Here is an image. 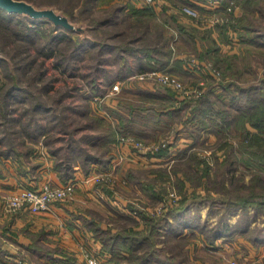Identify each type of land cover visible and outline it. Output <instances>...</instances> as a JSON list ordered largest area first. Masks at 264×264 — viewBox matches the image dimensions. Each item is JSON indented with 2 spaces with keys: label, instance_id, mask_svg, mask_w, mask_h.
<instances>
[{
  "label": "rangeland",
  "instance_id": "1",
  "mask_svg": "<svg viewBox=\"0 0 264 264\" xmlns=\"http://www.w3.org/2000/svg\"><path fill=\"white\" fill-rule=\"evenodd\" d=\"M32 1L55 4L85 23L98 25L105 19L108 22L92 29L95 43L81 49H75L80 35L73 38L67 34L62 43H49L51 35L57 33L45 22L33 23V31L30 29L35 32L33 35L25 34V27L18 26L20 30L16 32L10 26L14 37L8 32L5 38L2 29L1 36L10 45L9 57L14 54L11 57L14 69L7 62L0 65V88L17 83L21 89L15 92L24 99L14 106L5 104L10 108L5 115L6 98L0 89L2 153H14L12 146L31 153L42 142L51 154L54 151L56 158L67 161L66 145L72 140L77 150L78 146L81 148L75 158L81 169L82 157L89 155L87 152L101 160L106 169L114 158L123 159L113 175H107V170L99 171L103 175L100 185L109 195L126 196L129 210L148 225L144 236L149 239L141 247L140 257L151 255L157 263H181L191 238L178 237L184 227H197L208 245L216 248L227 245L235 248L238 238H245L251 242L250 247L246 244L240 247L246 255H252L250 250L257 256L263 254L264 159L256 149L264 139V0H226V7L237 8V20L231 25L233 39L229 42L232 45L238 40L239 52L211 56L197 72L199 76L186 78L172 71L186 85L195 86V92L183 101L178 100L177 89L146 73L166 69L162 66L165 58L181 48L192 50L193 44L182 40L177 43V32L159 20L151 7L137 6L152 13V17H147V12L141 19L131 17V10L125 9L111 18L114 7L104 2ZM123 1L115 0L114 4L124 8L127 3ZM214 12L228 16L226 10ZM18 17L29 21L14 15ZM161 22L167 28L165 33L170 31L172 37L168 40L159 36L156 45L147 51L164 60L160 63L153 60L148 64L156 63L155 68H144L140 64L145 43L142 38L132 42L131 37L144 36L146 33L139 30L148 24L152 27L148 34L154 40L157 33L153 32L154 25ZM134 46L143 49L134 52ZM50 50L54 52L48 56ZM11 72L17 80L11 78ZM150 81L153 89L145 86ZM116 82L118 90L113 88ZM45 85L50 91L44 93ZM37 88L41 91L37 92ZM36 99L53 109L34 112ZM122 107L127 109L120 111L125 119H121L117 109ZM41 123L47 126L46 137L38 133ZM122 135L155 147L136 154L131 153L132 149L112 152L113 143H118ZM173 148L177 149V156L168 161L166 156H171ZM131 184L134 187L128 190ZM172 197L175 203L170 205ZM180 206L182 209L172 210ZM152 224L157 225L156 231L150 230ZM164 226L167 229L162 232ZM215 231L225 235H215ZM138 237L142 239L141 234ZM228 257L229 261L235 259L243 264V258L233 251Z\"/></svg>",
  "mask_w": 264,
  "mask_h": 264
},
{
  "label": "crops",
  "instance_id": "2",
  "mask_svg": "<svg viewBox=\"0 0 264 264\" xmlns=\"http://www.w3.org/2000/svg\"><path fill=\"white\" fill-rule=\"evenodd\" d=\"M112 3H115V0H112ZM130 7L131 5H126L125 9ZM184 8H187L186 12ZM151 10L159 20L171 25L177 32V43L182 40L183 43L191 41L193 44L192 50L181 48L174 50V55L169 56L162 66L171 72L175 71L186 78L199 76L197 72L200 70L190 66L191 59H194L190 56L204 64L211 56L239 52V41L233 42L232 45L229 42L230 38L233 39V29H229L226 23L214 22L210 26L197 23L195 13L216 14L207 8L202 0H165ZM146 60L145 56L142 57L140 65L144 68L156 67V63L150 65ZM145 86L153 89L151 81ZM117 109L121 115L120 111L125 108ZM121 119H125L123 114ZM116 145L120 144L113 143L112 152H118V149L120 151V147L115 148ZM2 148L3 143L0 142V260L21 261L25 264H87L83 259L82 248L90 247L106 254L113 264H165L157 263L151 255L145 259L139 258L143 253L141 247L146 243L144 233L148 232V225L142 222L139 215L129 210L126 196L119 193L109 195L97 180L80 183L73 199L54 204L50 211L33 213L23 207L7 212L3 200L7 194L25 187H40L46 182H65L56 169L54 154L52 155L42 142L35 145L31 153L22 152L12 146L11 151L14 153L3 154ZM173 149L171 156H166L169 157L168 161L177 156V149ZM121 161L114 158L107 169L100 163L92 162L89 175L105 170L114 171ZM86 176L88 174L76 166L72 178ZM133 187L131 184L127 189L131 190ZM137 192L140 193L141 190ZM128 220H133L134 223L129 225ZM165 229V226L162 227V232ZM200 231L197 227H184L182 234L178 235L191 237L188 240L187 255L179 264H230L228 253L231 251L235 252L238 258H243V264L264 263V253L257 256L250 250L252 255H246L240 249L242 244L250 247L249 240L238 238L239 243L235 248L227 245L220 249L208 245ZM134 233L136 234L133 235ZM138 234L142 235V239H139Z\"/></svg>",
  "mask_w": 264,
  "mask_h": 264
},
{
  "label": "trees",
  "instance_id": "3",
  "mask_svg": "<svg viewBox=\"0 0 264 264\" xmlns=\"http://www.w3.org/2000/svg\"><path fill=\"white\" fill-rule=\"evenodd\" d=\"M30 2H32L33 4H35L37 7H44V6H54L56 7L59 11H61L62 13L66 14L69 19L78 24V25H84L86 27V31H81V30H78V29H74V28H70V27H65L63 25H58L56 26L49 18H46V17H43V18H36V17H33L29 14H24V13H19V12H10L2 7H0V65H2V63H5L7 62L9 64V66L11 65L12 66V69H14V66L12 64L13 61L11 57H13L12 54L11 57H9V54H8V50H9V47L10 45L7 44L6 40L1 36L4 32V37L6 38L7 37V34L8 32H12V36L14 37L13 35V31L12 29L10 28V26L14 27L16 29V32H18V30H20V28H18V26L20 27H25L26 28V33L25 34H30L31 33V30L33 31L32 27L33 26V23H36V25L38 24V22H45V23H48L50 26H51V30L55 31V33L57 34H52L51 35V38H50V42L49 43H62V41L64 39L67 38V34L72 36L73 38L76 36V35H80V42L77 44V46H75V49H81L83 48L84 46H86L87 44L88 45H91V44H94L95 41H94V38L91 34V30H97L99 29L98 27L102 24H105L106 22H108V19H105L104 21H101L98 25H95V24H91V23H85L84 20H80V19H75L69 12H67L66 10H64L63 8H59L57 5L55 4H40V3H35L33 2L32 0H28ZM89 1H93L94 3L96 2H104L105 4H108L111 5L112 7H114V12H113V16L112 17H117L118 14L120 13V11H123L125 12V7L122 8V5H117V4H114L112 3V0H89ZM131 5V4H130ZM129 5V6H130ZM107 8V7H105ZM129 10V9H128ZM126 9V11H128ZM130 13L131 15L129 16H133V17H137V18H142V17H145V12H147V10H143V9H139V7H136L134 6L133 4L131 5L130 7ZM148 14L146 15L147 17H152V13L150 12H147ZM14 15H20V16H23L25 17L26 19H28L29 21H24L22 18H14ZM137 21L134 22V24L136 23ZM138 22L141 23V21L138 20ZM8 25V26H5V25ZM4 28V29H3ZM143 29H140L139 32H142V34H145L144 36H140V35H132L131 37V41L132 42H136L138 41L140 38L143 39L144 43H145V46H144V53H145V57L147 58L146 62H152L153 60L155 62H163L164 58L161 60V59H158V58H155L154 57V54L152 53H149V49H151L155 44V40L158 39L159 36H161L162 38H167L168 40L171 39L172 37V33L169 31L167 33H165V29H167L162 23H157L156 25H154V28L155 30H153V32H157L155 34V39L152 40L149 36V32L151 31V28L152 27H149V25H145L144 27H142ZM159 29V31L156 30ZM2 29L4 30L3 32ZM31 29V30H30ZM63 32V33H62ZM160 32V34H158ZM62 33V34H61ZM32 35L35 34V32H32L31 33ZM23 40H27V38H23ZM152 40V41H151ZM33 44H35V41H32ZM170 42V41H169ZM157 43V42H156ZM140 48L138 46H134L132 48V51L134 52H138ZM140 49V50H141ZM54 50H50L49 53H46L48 56H51L53 55ZM148 53V54H147ZM170 53V52H168ZM45 54V52H44ZM43 54V55H44ZM162 54H166V52H162ZM143 57V56H142ZM169 59V57L165 58V61L164 62H167ZM59 64V63H58ZM152 67V66H151ZM12 69L10 68V71H12ZM17 76H15V73L11 72V78H13L14 80H17L16 78ZM14 85L13 87H7V85H3L4 88H0L3 90V95L4 97L6 98L3 102L4 106H3V113L6 115L7 113V110L10 109L8 105V107H5V104H12V106L16 105L15 103H19V102H22L24 99H21L22 96L20 97L18 95V92H15L16 89H21L20 87H18L17 83H14L12 84ZM7 87V88H6ZM6 88V89H5ZM41 89L40 88H37V92H40ZM47 92V91H50V89L47 88V86L45 85V88L42 90ZM158 96V95H156ZM184 98H183V97ZM178 100L180 99V101H183L186 99V97L180 93H178ZM12 98V100H11ZM11 106V110L13 109V107ZM53 108H49L48 105H44L43 102L41 101H37L36 99V103L32 106V110L36 113H41L42 111L43 112H50ZM4 115V116H5ZM53 121H57V120H53ZM1 124V122H0ZM41 126L40 129H39V134H42L46 137V133H45V130H46V125L43 124L42 126V123L41 124H38V126ZM26 128V126H25ZM103 136V135H102ZM102 136H100L99 138H101ZM87 138V137H86ZM257 139H259V137H257ZM75 142V141H74ZM74 142L69 141V143L66 145L68 146V160L65 161L64 158L60 157L59 159L55 157V162H56V169L59 171L60 175L63 177V181L66 183L70 180V178L73 177L74 175V170L76 169V160L75 158L78 157L79 153L81 152V148L78 146V150H77V145L74 144ZM49 143V142H48ZM93 143V144H92ZM95 141L91 142V145L94 146L95 144ZM64 146V147H66ZM250 144L247 145V147H249ZM63 147V148H64ZM109 148L106 150L108 151ZM256 150H259V154L261 155L260 157H262V159H264V139L263 141L261 142V144L258 146V148ZM52 153L54 151H51ZM89 153V155L85 156V157H82L83 159L81 160V166H83L84 168H82L88 175H89V172H90V169H91V164L92 162H101V160H99L93 153L91 152H87ZM54 154V153H53ZM55 156V154H54ZM200 164H204V162H200ZM208 172V170L206 171V173ZM255 186H253L254 188ZM262 197V196H261ZM263 199V197H262ZM182 206H180L179 208L175 207L173 208L172 210L176 211L178 209H182L181 208ZM176 209V210H175ZM184 224V223H183ZM156 226L157 225H149L150 227V230L153 232L154 230L156 231ZM227 229V228H226ZM225 229V230H226ZM214 233V232H213ZM217 233H220L219 235H225L224 232H218ZM216 231H215V235L217 234ZM136 233H134L133 235H135ZM145 239H149V236H147ZM141 259H145L147 258V256L145 257H139Z\"/></svg>",
  "mask_w": 264,
  "mask_h": 264
},
{
  "label": "built area",
  "instance_id": "4",
  "mask_svg": "<svg viewBox=\"0 0 264 264\" xmlns=\"http://www.w3.org/2000/svg\"><path fill=\"white\" fill-rule=\"evenodd\" d=\"M163 0H124L123 2L127 6L130 3L134 6H139L140 4L147 5L148 7H155ZM205 6L211 10H226L228 16L224 13L205 15L200 13H195L194 16L197 20V23L204 26H210L214 22H222L228 25V28L231 29V25L237 20V8L234 6L225 5L226 0H204ZM225 5V7H224ZM187 10V8H184ZM233 31V30H232ZM190 66L192 68L203 69V64L199 63L196 59H191ZM147 75H151V78H158L162 83L167 84L169 86L174 87L179 91L180 94L184 96H188L189 94L195 92V86L186 85L184 82L180 80V78L176 77L172 72L167 69L158 70L153 69V71L146 73ZM145 74V75H146ZM149 75V76H150ZM135 77V75H134ZM115 90L119 89V85L116 82L113 86ZM118 143L120 144V150L124 152L125 150H131V153H141V151H146L145 149L154 148L155 145H146L144 142L136 140L131 136L122 135L119 138ZM144 155V154H143ZM113 169L107 171V175H113ZM102 174L92 173L83 178H72L66 183L63 184H52L51 182H46L42 184L40 187L31 186L19 189L10 194H7L4 200V207L7 212L16 211L20 208L27 207L31 212L38 213L43 211H50L52 206L58 202L69 201L74 198L76 187L80 183H87L89 181L97 180L100 182L102 179ZM113 177V176H112ZM114 178V177H113ZM175 197H172L169 204L172 205L175 203ZM83 259L87 262V264H113V261L110 257H108L103 252L90 248L83 247L82 248ZM230 264H238L235 259L229 261ZM0 264H25L21 261L13 262V261H2L0 260Z\"/></svg>",
  "mask_w": 264,
  "mask_h": 264
},
{
  "label": "water",
  "instance_id": "5",
  "mask_svg": "<svg viewBox=\"0 0 264 264\" xmlns=\"http://www.w3.org/2000/svg\"><path fill=\"white\" fill-rule=\"evenodd\" d=\"M0 7L10 11L29 14L36 18H49L56 26L63 25L86 31V27L72 22L69 17L54 6L37 7L28 0H0Z\"/></svg>",
  "mask_w": 264,
  "mask_h": 264
}]
</instances>
